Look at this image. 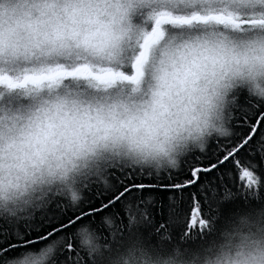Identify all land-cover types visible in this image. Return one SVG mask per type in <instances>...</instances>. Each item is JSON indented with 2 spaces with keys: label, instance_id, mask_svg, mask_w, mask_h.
<instances>
[{
  "label": "clouds",
  "instance_id": "obj_1",
  "mask_svg": "<svg viewBox=\"0 0 264 264\" xmlns=\"http://www.w3.org/2000/svg\"><path fill=\"white\" fill-rule=\"evenodd\" d=\"M194 13L251 23H166L153 35L162 15ZM60 70L85 74L30 79ZM107 73L136 79H96ZM0 77L12 81L0 84V217L51 193L75 204L106 166L175 169L210 137L230 136L238 89L264 101V0H0ZM74 239L94 264H264V204L192 245L133 233L113 247L87 225ZM58 247L8 264H52Z\"/></svg>",
  "mask_w": 264,
  "mask_h": 264
},
{
  "label": "trees",
  "instance_id": "obj_2",
  "mask_svg": "<svg viewBox=\"0 0 264 264\" xmlns=\"http://www.w3.org/2000/svg\"><path fill=\"white\" fill-rule=\"evenodd\" d=\"M227 117L232 134L210 137L175 169L114 163L81 184L78 203L51 193L28 212L0 217V264L53 243L52 264H94L74 239L83 225L113 247L133 233L154 245L197 244L233 214L264 204V101L238 89ZM244 171L259 178L258 188Z\"/></svg>",
  "mask_w": 264,
  "mask_h": 264
},
{
  "label": "snow or ice",
  "instance_id": "obj_3",
  "mask_svg": "<svg viewBox=\"0 0 264 264\" xmlns=\"http://www.w3.org/2000/svg\"><path fill=\"white\" fill-rule=\"evenodd\" d=\"M209 22L227 23V24H231L235 28H239L241 25H243L245 23H251L250 21L233 19L231 16L224 17L222 15H214L211 13L206 15V16L194 13L190 17H171V16H167V15H162L155 22V25L153 27V35L159 36L160 35V26L162 24H166V23H181V24L190 25L193 23H209ZM133 69H134V72H138V68L136 67V65L133 66ZM78 74H85V73H82L80 70H77L75 72L60 70V71L52 73L48 76L34 77V78H30V79H33L34 81H39V80H43V79L55 80L57 78H67V77L76 76ZM118 77L123 78V79H131L133 81L136 79L135 75H133L132 77H128V76H124L122 74H113V73H107L104 76H98V77H96V79L100 80L104 84H109L113 80L117 79ZM6 80L9 83V85L11 86L12 81L6 77H0V84L5 83ZM244 175H245V177H248L250 179L249 173L245 172Z\"/></svg>",
  "mask_w": 264,
  "mask_h": 264
},
{
  "label": "bare ground",
  "instance_id": "obj_4",
  "mask_svg": "<svg viewBox=\"0 0 264 264\" xmlns=\"http://www.w3.org/2000/svg\"><path fill=\"white\" fill-rule=\"evenodd\" d=\"M241 148V147H240ZM245 172H247V171H244L242 174H241V176L243 177V178H245V179H247V181H250V179L248 178V177H245V175H244V173ZM247 173H249V172H247ZM193 177H194V179L196 180V174H195V172L193 173ZM198 217H197V211H194V213H193V219H192V222H191V225L192 226H194V225H197L198 223V219H197ZM195 221V222H194Z\"/></svg>",
  "mask_w": 264,
  "mask_h": 264
}]
</instances>
